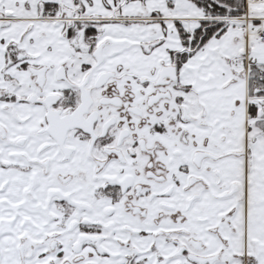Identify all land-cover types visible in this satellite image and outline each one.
<instances>
[{"label":"snow or ice","instance_id":"snow-or-ice-1","mask_svg":"<svg viewBox=\"0 0 264 264\" xmlns=\"http://www.w3.org/2000/svg\"><path fill=\"white\" fill-rule=\"evenodd\" d=\"M0 264H264V0H0Z\"/></svg>","mask_w":264,"mask_h":264}]
</instances>
